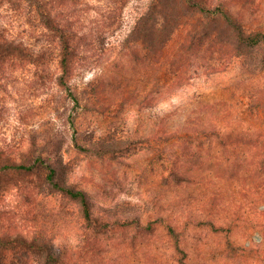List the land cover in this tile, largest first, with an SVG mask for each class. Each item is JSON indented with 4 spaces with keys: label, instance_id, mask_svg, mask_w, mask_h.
<instances>
[{
    "label": "rangeland",
    "instance_id": "obj_1",
    "mask_svg": "<svg viewBox=\"0 0 264 264\" xmlns=\"http://www.w3.org/2000/svg\"><path fill=\"white\" fill-rule=\"evenodd\" d=\"M222 1L227 0L210 3ZM148 3L81 0L78 4L80 31L98 32L103 46L96 48L104 50L99 59H74L70 85L80 106L62 100L55 85L60 73L58 45L28 13L33 11L30 6L0 7L8 39L31 52L48 47L49 58L53 56L43 73L39 70L38 89L30 87L36 68L27 63L13 72L16 88L9 85V91H0V150L18 158L29 151L35 136L38 145L50 137L49 142L60 144L59 153L46 142L43 157L55 165L61 160L58 167L64 180L88 193L93 216L101 224L123 226L101 232L82 229L80 209L73 201L46 193L27 203L17 192L1 197L0 234L45 241L58 255L65 253L81 264H264V45L242 53L247 60L243 67L236 61L221 65L214 50L199 53L206 59L191 58L184 74H191L190 82L162 102L159 67L143 61L142 33L131 34L144 19ZM118 7L121 11H115ZM110 8L117 17L107 27L104 17ZM245 9L264 29V0H236L228 8L234 16ZM199 23L230 37L219 23ZM209 65L219 70L202 68ZM109 79L125 80L124 90L102 91ZM69 115L76 119L74 127ZM162 119L172 128L190 124L197 130L203 125L207 131L206 138L193 139L196 153L191 160L181 159L191 174L190 183L163 182L164 171L178 155L171 152L162 160L159 150L171 146L177 150L174 145L179 142L162 144L155 138ZM74 129L84 151L73 143ZM149 136L148 146L143 138ZM9 180L2 177L0 185ZM16 180L40 186L37 175Z\"/></svg>",
    "mask_w": 264,
    "mask_h": 264
},
{
    "label": "trees",
    "instance_id": "obj_2",
    "mask_svg": "<svg viewBox=\"0 0 264 264\" xmlns=\"http://www.w3.org/2000/svg\"><path fill=\"white\" fill-rule=\"evenodd\" d=\"M80 1L0 0V7L6 4L11 5L14 9H18L23 5L30 6L33 11L30 10L28 13L33 14V17L39 20L41 26L48 33L50 32L51 37L58 45L57 59L60 73L55 79V85L62 91L64 102L72 101L77 106L81 104L80 97L74 93L70 85L72 73L76 68L74 59H92L95 56L99 59L104 51L102 48H96V45L103 46V38L98 35V32L92 30L82 33L80 31L82 29L80 16L78 15ZM123 1L118 0L120 4ZM234 3H236V0L222 1L218 5L211 4L210 0H149L144 19L142 18L139 25L135 26L131 34L142 33V41H144L142 47L145 50L142 59L148 63L149 67L156 65L159 67V72L162 74L159 88L160 101L168 100L172 94L190 82L191 74L190 76L184 74L187 72V68H190L191 58L195 56L199 60L206 59V56L198 55L199 53L209 55L214 50L215 53L220 55L221 65L226 64L227 66L228 63L236 61L243 67L247 60L242 53L256 50L264 45V29L261 23H257L256 18L252 17L253 14L247 12L250 9H245L239 15L234 16L228 10V8L234 6ZM248 4L256 8L254 1H249ZM117 5L119 4L115 6L117 7ZM113 9H108L107 16L104 17L107 20V27L114 24L116 20L114 17H117L115 11H121V7L116 8L115 11ZM258 13L255 12V14ZM200 21L221 24L228 33L230 32V37L227 39V36L223 35L221 31L211 30L207 26L201 25ZM137 27H141V30L137 31ZM5 30V26L1 24L0 19V91H9L7 90L9 85L16 88L14 85L18 79L15 78L13 72L25 68L28 64L36 68L33 71L34 79L30 87L33 86L35 90L38 89L39 86H42L40 83L43 73L42 68L50 58H53L52 55L49 58L50 51L47 52L48 47L39 52L33 50L31 52L22 43L14 39H8ZM132 57L135 58L136 54H132ZM202 68L208 72L219 70L216 65ZM105 72H108V69H105ZM194 74H198V71ZM117 80L109 79L104 84L102 91L124 90L122 86L125 80L119 83H117ZM99 84H102V80ZM98 96H103V94L98 93ZM2 112L3 110H0V116ZM69 118L71 126L74 127L76 119L72 115H69ZM156 134L155 138H158V142L162 144L172 143L173 145L179 142V145H174L178 146L177 150L173 146L163 147L159 150L162 160L166 159L171 152H173V155H178V158L171 162L170 170L168 172L164 171L162 175L163 182H172L178 186L190 183L191 180L188 177L191 174L185 170L184 162L181 159L191 160L190 156H193L191 154L196 153V150L194 152L193 139L195 137L206 138L207 131L205 127L202 125L196 130L192 129L190 124H186L182 127L172 128L167 120L162 119ZM74 135L72 139L74 145L79 150L84 151L80 139L76 137V130ZM151 138L152 136L143 138L148 146ZM36 139V136L32 138L29 151L23 152L18 158L13 157L12 153L8 152L9 150L3 152L0 150V179L2 177L10 179L8 182L1 183L4 185H0V200L4 193L16 196L18 192L20 196L26 199L27 203L46 193L56 194L78 205L84 223L81 226L82 229L101 232L113 230L116 226L123 227L116 223L101 224L99 219L93 216L88 193L69 185L64 180L62 169H59L63 165L61 160L58 165H55L56 163L43 157L46 152V142L56 153H59L60 144H55L54 140L49 142V137L40 141L41 144H44L40 145L39 143L38 145L37 142L39 141ZM197 148H200V146ZM31 175L39 177L40 186L30 183L20 185L16 180L19 177ZM1 214L0 212V218ZM7 220L10 224L13 219L9 217ZM208 224L212 227L215 226L213 222ZM169 232L174 234V228L170 227ZM0 264L81 263L70 261L65 253L58 255L51 244L45 241L40 242L23 234H0Z\"/></svg>",
    "mask_w": 264,
    "mask_h": 264
}]
</instances>
